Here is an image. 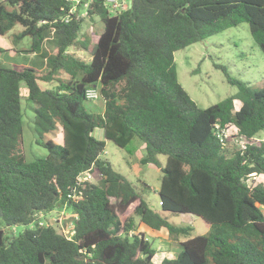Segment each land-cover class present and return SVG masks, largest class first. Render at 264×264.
Returning a JSON list of instances; mask_svg holds the SVG:
<instances>
[{
  "label": "trees",
  "instance_id": "16d2710c",
  "mask_svg": "<svg viewBox=\"0 0 264 264\" xmlns=\"http://www.w3.org/2000/svg\"><path fill=\"white\" fill-rule=\"evenodd\" d=\"M88 15L103 29L92 40L75 0H1L0 35L16 24L29 51L44 54L47 70L5 65L0 58V216L7 225H30L19 235L0 229V264H264V83L231 76L239 91L200 107L179 81L175 52L241 22L264 51V0H132L118 14L108 0H93ZM50 41L55 52L45 53ZM88 51L87 61L69 48ZM6 48L0 45V55ZM64 71L54 89L51 82ZM99 87L105 108L88 111V90ZM34 103L35 131L49 153L33 160L24 151L22 98ZM236 101H239L237 106ZM232 124L247 144L230 154L215 124ZM63 129V143L46 138ZM104 131V138L96 135ZM106 139L127 148L145 143L143 163L167 156L159 189L164 211L202 217L207 234L190 236L151 208L133 184L103 157ZM96 181L80 183L84 173ZM60 206L76 213L72 237L38 216ZM136 216L152 230L181 241L176 257L154 261L157 250Z\"/></svg>",
  "mask_w": 264,
  "mask_h": 264
},
{
  "label": "rangeland",
  "instance_id": "374dc122",
  "mask_svg": "<svg viewBox=\"0 0 264 264\" xmlns=\"http://www.w3.org/2000/svg\"><path fill=\"white\" fill-rule=\"evenodd\" d=\"M1 1V0H0ZM93 0H75V9L84 18V31L92 35L93 39L103 28L99 16H89L88 10ZM132 0L108 1L109 10L112 14H118L131 6ZM24 27L16 24L7 34L0 35V45L6 48V52L0 55L5 65L10 67L24 68L33 66L40 70H47V62L44 54L29 51L31 38L29 36L21 39L17 43L14 41L16 34L20 33ZM45 53L51 54L56 51L50 41L43 47ZM68 52L75 53L87 61L91 60L88 51H79L73 47ZM175 61L179 81L189 92L191 97L200 107H208L218 103L228 96L238 93L237 85L228 81L227 75L221 66H226L231 76L250 84L254 88H259L264 83V51L257 44L251 33L250 24L241 22L229 27L221 32L207 37L204 40L192 43L185 48L175 52ZM70 76L62 71L58 79L51 82L39 81L43 89H54L60 84V79H68ZM92 91L98 96L85 102L88 111L101 113L104 108V100L99 96V87H94ZM98 89V90H97ZM22 98L24 111V151L29 161L38 156H47V147L39 143L38 134L35 131V111L34 103L26 98L24 91ZM239 106V101H236ZM104 131L96 132V135L104 136ZM46 138H52L58 143H63V129L59 125L56 133H48ZM264 139V131L257 135V140ZM235 142V143H234ZM227 151L230 154L242 143H237L233 138L227 141ZM146 154L145 143L135 140L127 148L116 145L112 140L106 139V146L103 157L108 159L116 170L122 173L144 197L148 205L161 214L173 225L177 227L191 226L190 236L207 234L209 227L207 222L200 216L188 212L164 211L160 204L159 189L162 183L163 168L166 164L167 156L159 154V163H143L142 158ZM250 177L246 182L249 185L264 184V176ZM84 180L96 181L92 173L83 174ZM38 222L55 226L58 231L72 235L76 222V213L67 206H60L47 213L38 216ZM138 230L141 228L140 217L136 216ZM36 223L30 225L17 224L9 226L0 216V229L8 236L19 235L26 227L33 228ZM145 226V225H143ZM147 227V226H145ZM149 227H147L148 229ZM150 230V228L148 229ZM152 230V229H151ZM145 234L157 253L154 257L156 263H160L166 257H176L182 246L181 241L185 236H179L177 240L169 237L167 229L156 231L154 236L145 231Z\"/></svg>",
  "mask_w": 264,
  "mask_h": 264
},
{
  "label": "built area",
  "instance_id": "2783aa9c",
  "mask_svg": "<svg viewBox=\"0 0 264 264\" xmlns=\"http://www.w3.org/2000/svg\"><path fill=\"white\" fill-rule=\"evenodd\" d=\"M109 1V0H108ZM110 1H116V0H110ZM94 87L89 88L88 90V97L93 99L96 98L98 95L94 94L92 91H96V89H93ZM214 133L215 135L219 138L220 142L226 146L227 145V141L229 139H234L237 143H242V145H240V148L245 149L246 147V140L243 139V137L237 135V133L235 132L234 126L232 124H226V125H221L220 123H216L215 124V129H214ZM235 143V142H234ZM85 174V173H84ZM83 176V175H82ZM80 178V183L84 184L85 181L83 178ZM89 181V180H88ZM74 234V233H73ZM72 234V235H73ZM72 235H68V237H72Z\"/></svg>",
  "mask_w": 264,
  "mask_h": 264
},
{
  "label": "crops",
  "instance_id": "0c3cea01",
  "mask_svg": "<svg viewBox=\"0 0 264 264\" xmlns=\"http://www.w3.org/2000/svg\"><path fill=\"white\" fill-rule=\"evenodd\" d=\"M101 23H102V22H101ZM102 24H103V23H102ZM102 29H103V28H102ZM83 32H86V31H84V29H83ZM86 33H88V32H86ZM91 36H92V35H91ZM92 38H93V37H92ZM98 131H99V133H100L101 130H98ZM98 131H97V132H98ZM103 135H104V134H103ZM100 137H101V138H104V136H102V135H100ZM258 176H264V175H258ZM143 225H145V224H141V228H140L139 230H141V231H144V230H145V231H148V232H150V233L154 236V233H156V230H151V229L148 230V229H149V228L147 229L148 226L145 227L146 225H145V226H143Z\"/></svg>",
  "mask_w": 264,
  "mask_h": 264
}]
</instances>
